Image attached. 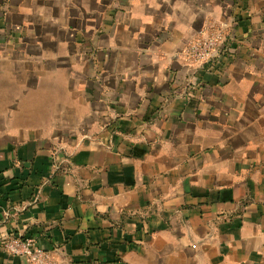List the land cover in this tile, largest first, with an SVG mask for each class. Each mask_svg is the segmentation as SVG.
Segmentation results:
<instances>
[{"label": "crops", "instance_id": "obj_1", "mask_svg": "<svg viewBox=\"0 0 264 264\" xmlns=\"http://www.w3.org/2000/svg\"><path fill=\"white\" fill-rule=\"evenodd\" d=\"M13 236L60 264H264V0H0V264H32Z\"/></svg>", "mask_w": 264, "mask_h": 264}, {"label": "built area", "instance_id": "obj_2", "mask_svg": "<svg viewBox=\"0 0 264 264\" xmlns=\"http://www.w3.org/2000/svg\"><path fill=\"white\" fill-rule=\"evenodd\" d=\"M228 39V27L209 25L188 43L183 55L191 65L200 66L213 59L221 45ZM2 249L9 255L26 258L32 264H60L53 253L34 237L13 236L3 239Z\"/></svg>", "mask_w": 264, "mask_h": 264}]
</instances>
